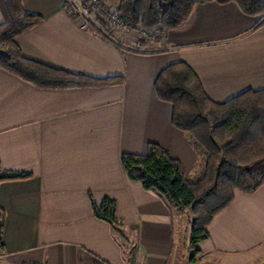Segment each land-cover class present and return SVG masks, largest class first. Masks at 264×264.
<instances>
[{"label":"crops","instance_id":"obj_1","mask_svg":"<svg viewBox=\"0 0 264 264\" xmlns=\"http://www.w3.org/2000/svg\"><path fill=\"white\" fill-rule=\"evenodd\" d=\"M22 2L43 18L16 39L26 58L124 82L43 89L0 68V162L31 174L0 183V264H174L178 257L177 264H264V185L236 193L192 260L190 215L131 180L121 164L122 154H146L154 143L180 161L187 178L202 173L205 154L173 125L156 79L185 62L213 101L264 90L263 20L233 2L198 4L183 26L157 40L159 49L145 52L84 28L66 12V0ZM107 198L116 203L119 228L94 214L93 203Z\"/></svg>","mask_w":264,"mask_h":264},{"label":"trees","instance_id":"obj_2","mask_svg":"<svg viewBox=\"0 0 264 264\" xmlns=\"http://www.w3.org/2000/svg\"><path fill=\"white\" fill-rule=\"evenodd\" d=\"M92 1V0H90ZM88 4L87 0H79ZM236 3L241 10L264 23V0H119L116 16L123 26L135 30L163 32L183 26L196 5ZM105 7V6H104ZM102 6V8L104 9ZM66 12L79 20L77 8L66 0ZM0 68L43 89H71L122 84L123 78H93L71 73L26 58L16 39L42 23L28 12L22 0H0ZM103 16L109 12L104 9ZM89 31L108 42L114 33L105 21L97 20ZM158 98L172 106V123L187 133L206 157L205 168L196 178H187L179 160L158 144H149L146 154L124 153L121 164L126 175L166 200L177 212L190 215L192 260L199 244L209 237V226L235 199L238 191L253 193L264 185V90H248L227 101L209 98L196 72L185 62L169 65L156 79ZM26 172L4 170L0 162V183L26 179ZM94 214L119 228L116 203L105 199ZM5 214L0 208V254L5 251Z\"/></svg>","mask_w":264,"mask_h":264},{"label":"rangeland","instance_id":"obj_3","mask_svg":"<svg viewBox=\"0 0 264 264\" xmlns=\"http://www.w3.org/2000/svg\"><path fill=\"white\" fill-rule=\"evenodd\" d=\"M88 5H90V8L92 9V14L89 19V25L87 29L91 26V23H94L95 26L99 29H101V25L98 23V19L105 21L106 24V31H110L114 33V41L117 42V44L123 46L125 49H134V50H142V51H154L157 48H160V44L157 43L158 39L164 38L163 32H156L154 30H135L133 28H128L126 26H123V23L117 19L116 16V8L119 3V0H98L96 3H91L90 0H87ZM109 12L108 16H103V8ZM101 11V12H100ZM81 22V20H79ZM139 41H144L145 46L140 47L138 46ZM158 44V45H157ZM185 231L182 232L181 236L184 237ZM187 238H189V241L191 240V228L187 233ZM185 240L182 241V245L185 247ZM184 243V244H183ZM192 249V248H191ZM193 253L189 256L191 259V256ZM179 263V257L176 259L174 264Z\"/></svg>","mask_w":264,"mask_h":264},{"label":"built area","instance_id":"obj_4","mask_svg":"<svg viewBox=\"0 0 264 264\" xmlns=\"http://www.w3.org/2000/svg\"><path fill=\"white\" fill-rule=\"evenodd\" d=\"M95 1H96V3L98 2V0H92L90 2L93 3ZM69 2H70L71 5H73V6H75L77 8L75 13L78 15L79 20H81V22H80L81 25L84 28H87L88 25H89L88 22H89L90 16L92 14V9L90 8V5L82 4V3L79 2V0H69Z\"/></svg>","mask_w":264,"mask_h":264}]
</instances>
